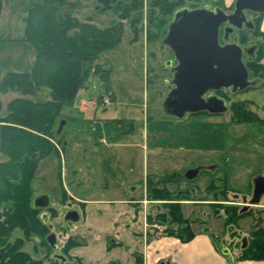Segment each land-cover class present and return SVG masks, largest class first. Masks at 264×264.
Here are the masks:
<instances>
[{
    "label": "rangeland",
    "instance_id": "1",
    "mask_svg": "<svg viewBox=\"0 0 264 264\" xmlns=\"http://www.w3.org/2000/svg\"><path fill=\"white\" fill-rule=\"evenodd\" d=\"M69 1L74 2L72 12L79 20H90L99 27H107L114 22L122 21L123 31L120 43L117 47L102 52L97 60L99 63H106L111 69L109 85L116 93L117 102L115 106L112 105L114 100L112 101V97L109 95L112 102L109 105L111 109L103 111L100 108V106H104L102 98L97 97L103 91L101 84L96 80H90L88 83L91 84L92 91L96 92L95 101H93L99 106L89 109L86 107L88 114L85 119H87V124L92 125V127L89 126V133L92 137L95 136L98 127H101L98 131L106 130L108 137L115 132L116 124L110 118L113 115L122 121L126 129L131 128L130 131L133 135L128 138L117 137L115 143L109 137L106 138V144L85 145L79 150L77 148L73 151L77 140L73 133L66 132L65 136L69 139L70 144L65 145V149L60 155L51 152L40 159L32 187L34 196L47 194L50 198V207L55 208L54 215L49 210L42 209L41 211H46L49 214L46 223L50 230L48 234L55 235L57 246L53 252L49 251L45 245L40 243L39 238L32 236L25 242L22 249L33 258H41L47 254L48 258L44 260V264H54L53 260L50 261L52 253L63 254L62 246L68 237L80 240L76 231L81 227L83 216L81 215L78 222H64L61 218L65 210L80 208L79 202L69 196L67 190L71 194H77L79 191H100L103 186L101 172L107 174L109 183H115V187L119 189L117 192L119 195L138 196L142 194L145 187L149 190L148 182L146 184L142 179V163L146 152L143 155L144 150L141 145L143 141L140 134L144 127L149 133L147 147L151 148L157 145L161 149L169 151L164 152L166 157L170 156V161L164 160L161 164L156 165L159 171L155 172L161 179L152 180L154 181L152 186L158 188L165 186L172 192L173 198L177 202L194 201V203L180 204L182 215L189 220L190 227L191 225L194 228L201 227V224L196 223L198 220H195L203 219L206 228L212 231V238L214 240L216 237L222 239L236 258L257 221L253 214L259 215L260 224L264 225V194L257 206H249L246 209H251L253 213L240 217L236 224L228 226L222 216L215 215L214 204L211 203L215 202L216 194L218 197L216 201L242 208V196H246L247 199L251 196L253 177L264 175V84H262V78L256 79L257 83L251 85L253 87L229 96V99L250 101L248 108L259 119H262V122L233 123L230 120V108L227 112L216 116L188 113L180 119L169 115L165 112L163 104L171 81V73L166 67L168 65L165 60L170 62V58L165 54H160L158 48L160 37L154 33L157 31L156 27L149 24V17L155 16L150 7V0H143L141 11L138 9L131 14L132 17L136 14L140 18L134 24L131 17L119 18L115 5L102 10L98 0ZM120 3L123 7L128 2L120 0ZM23 7L24 5L17 6L16 11L22 14ZM152 19L157 22L156 18ZM260 30L264 32V16ZM149 35L152 36L149 38L147 37ZM234 35L236 34L233 33L231 38ZM7 42L1 40L0 45H5ZM249 79L253 78L249 76ZM63 141H61V145ZM151 157L152 155H148L149 172L152 170ZM5 159V156L0 155V161ZM80 163L86 165L83 171H79L78 178L80 179L75 183H79L80 187L75 191L71 171L75 164L79 165ZM194 166L201 167L198 174L192 180L186 179L185 172ZM172 174L174 177L171 181L162 180ZM223 180L229 189L226 193L222 190ZM209 183L213 186L210 185V191L207 192L206 186ZM63 194L66 195L65 199ZM200 197L206 199L203 201H210L209 204L192 199ZM150 200L148 204L154 205V207H150L153 213H156L158 206L164 211L166 200ZM220 212L222 213V211ZM160 225L164 228L176 229L177 227L176 223L165 222ZM17 237H23L19 228L14 229L10 240ZM227 257L230 259L229 256Z\"/></svg>",
    "mask_w": 264,
    "mask_h": 264
},
{
    "label": "trees",
    "instance_id": "2",
    "mask_svg": "<svg viewBox=\"0 0 264 264\" xmlns=\"http://www.w3.org/2000/svg\"><path fill=\"white\" fill-rule=\"evenodd\" d=\"M100 9L104 10L116 6L120 19L131 17L134 24L140 18L136 14L142 7L143 0H125L128 3L121 5L120 0H98ZM167 0H150L153 13L165 7ZM2 0H0V12ZM74 2L69 0H31L24 16V40L33 48L34 60L31 68L25 72H8L0 81V91H18L23 96L11 99L6 104V114L0 118V154L6 159L0 161V264H44L47 254L41 258H33L22 249L25 242L32 236L40 239L49 251L53 248L48 244L46 235L49 227L40 218V208L32 206L33 181L35 171L40 159L51 152L60 155L63 146L60 137L56 134L61 107L71 103L78 90L87 85L90 80L101 84L102 94L109 91L111 69L106 63H99V55L117 47L121 41L123 24L117 21L107 27H99L90 20H79L72 12ZM170 10V9H169ZM168 10V11H169ZM164 13V12H163ZM155 17H149V24H153ZM162 24L166 19H157ZM137 33V30L135 29ZM149 35L147 37H151ZM244 39H241V42ZM250 78L259 80L264 84V33L257 56L246 62ZM253 87V86H251ZM250 88V87H249ZM42 89L48 90L49 98L37 100L34 96ZM250 101H239L230 106V120L233 123L258 122L262 119L248 108ZM55 142V143H54ZM61 145V144H60ZM173 174L162 180L171 181ZM225 179V178H224ZM223 192L229 190L223 180ZM148 180L147 193L149 199L166 200L164 211L159 209L156 213H148L149 223L164 224L176 223V229L165 227L162 232L179 237L182 241H189L194 236L189 220L184 218L180 202L175 201L172 192L165 186L158 188L152 186ZM209 183L206 191H210ZM65 191V190H64ZM64 195V199L66 195ZM226 195V194H224ZM214 196L213 212L224 218L225 224H236L240 217L251 214V209L240 212V207L225 205L216 201ZM200 201L203 197L192 198ZM224 201L226 199H223ZM160 208V207H159ZM55 213V208L48 207ZM222 211V213L220 212ZM254 215L256 223L248 234L246 244L241 247L236 260H264V225H261L259 215ZM19 228L23 237L10 240L14 229ZM213 243L219 250L214 238ZM83 244V241L68 237L63 246L62 253L75 264H86L80 258H72L68 251L73 246ZM51 253V252H50ZM54 264L59 260L52 257ZM108 264H118L115 261Z\"/></svg>",
    "mask_w": 264,
    "mask_h": 264
},
{
    "label": "crops",
    "instance_id": "3",
    "mask_svg": "<svg viewBox=\"0 0 264 264\" xmlns=\"http://www.w3.org/2000/svg\"><path fill=\"white\" fill-rule=\"evenodd\" d=\"M232 1L225 0L224 2L229 4ZM30 2L31 0H2L0 41L6 40L8 41L6 44L9 45H0V81L8 72L28 71L33 63V48L29 42L23 39V18ZM21 5H24L22 14L16 11V7ZM13 34L14 36H11ZM109 91L113 94L112 101H114L112 105L115 106L117 102L116 93L111 89V86H109ZM21 96L23 95L15 90L0 91V118L6 114V104L11 99ZM95 96L96 92L92 91L91 84L88 83L78 90L76 98L71 103L62 105L59 122L55 129L61 141L64 140L60 153L64 151L66 144H70L69 139L65 136L66 132L73 133L77 140L73 151L77 148L79 150L80 147L85 145L98 146L106 144V138L109 137L115 143L117 137L125 136L128 138V136L133 135L130 131L131 128L126 129L122 121L113 115L110 118L116 124L114 133L108 137L106 130L98 131L101 128L98 127L95 136H91L89 126L92 127V125L87 124V119H85L88 114L86 107L89 109L90 107L99 106L94 103ZM28 97L46 100L49 98L48 90L42 89L33 97ZM100 108L103 111L111 109L110 107L106 109L104 106H100ZM187 114L178 118H184ZM148 136L147 128L143 127L140 138L143 141L141 143L144 150L143 155L146 152V157H143L142 179L146 184L148 180L154 182L152 180L160 178L155 172L159 171L156 165L161 164L164 160L170 161V156L166 157L164 155V152H169L168 150L165 151L157 145L151 148L147 147ZM132 144H130L131 147H133ZM55 145L59 147V145ZM124 146L126 147V145ZM148 155H152L151 175H149ZM85 165V163L75 164L74 169L71 171L75 191L80 187L79 183H75L80 179L78 178L79 171H83ZM106 166L107 164L104 165L105 168ZM199 168L201 167L199 166ZM101 174L103 178L101 184L103 186L98 192L79 191L77 194H71L67 190L68 195L79 202L80 208L76 209L83 216L81 227L77 228L78 231H76V235H78L80 241H83V244L70 248L68 255L72 258H80L86 264H108L112 261L118 264H264V260H236L232 252L233 258L228 259L216 248L212 240V231L206 228L207 226L201 218L195 220H198L196 223L201 224V227L194 228L191 225L194 236L189 241L184 242L175 235L163 233L162 228L164 226L158 223H149L147 220V214H152L150 207H154V205L148 204L151 200L146 187L143 189L142 194L138 196L119 195L117 193L119 189L115 187V183H109L107 174L102 172ZM200 202L209 204L210 201ZM180 203H194V201L185 200ZM157 209H160L159 206ZM104 257L106 258L104 259ZM66 264H75V261L67 259Z\"/></svg>",
    "mask_w": 264,
    "mask_h": 264
},
{
    "label": "water",
    "instance_id": "4",
    "mask_svg": "<svg viewBox=\"0 0 264 264\" xmlns=\"http://www.w3.org/2000/svg\"><path fill=\"white\" fill-rule=\"evenodd\" d=\"M234 5L235 14L243 9L264 11V0H235ZM228 17L219 8L208 10L204 7L188 12L184 19L170 28L164 40L173 51L177 65L172 69L170 81L174 87L163 104L166 113L176 117L203 110L220 113L226 110L224 102L215 97H204L206 92L219 89H230L236 92L257 83L256 79H249L248 68L242 59V47L229 41V32L232 28H224V44L219 43V27L224 22L232 20L227 19ZM239 20L235 22L237 26L241 22ZM252 50L253 47L248 51L251 58ZM171 95L174 97L173 100L170 98ZM213 102L216 104L210 107ZM198 171V167L188 169L185 172L186 179H193ZM252 185L250 198L242 196L243 207L240 212L249 206L259 204L264 194V175L253 177ZM32 206L40 209L48 208L49 196L36 195ZM48 217L49 214L46 211L40 213V218L45 224ZM61 218L64 222H78L81 215L78 209L70 208L62 213ZM46 240L53 249L56 248V237L53 233L48 234ZM215 242L223 255L233 258L230 248L222 239L216 237ZM53 257L59 260V264L67 262L63 254L54 253Z\"/></svg>",
    "mask_w": 264,
    "mask_h": 264
},
{
    "label": "flooded vegetation",
    "instance_id": "5",
    "mask_svg": "<svg viewBox=\"0 0 264 264\" xmlns=\"http://www.w3.org/2000/svg\"><path fill=\"white\" fill-rule=\"evenodd\" d=\"M225 0H167V9L165 7L158 9L155 12L156 19H166L165 22L162 24L159 20L157 22L151 24L154 25L157 31H154L156 35L160 37V45L158 46L159 52L161 55H167L170 58V62H163L164 66L171 73L170 80L172 79V69L176 67L177 61L174 57V53L171 48L166 44L165 37L168 34L170 28L177 24L181 19H184L188 12L195 10L206 8L208 10H214L215 8H219L226 16H229L227 19H232L229 21L224 22L219 27V43L224 44L223 35H224V28L230 27L232 30L229 32V41L235 42L240 45L243 49L242 59L246 64L247 61H250L255 58L257 51L260 49L262 43V31L260 30V24L262 23L263 12L252 11L249 9H243L239 13L235 14V0L231 3L226 4ZM170 9V10H169ZM169 10V11H168ZM164 12V13H163ZM237 19H240L239 26L236 25ZM235 33L234 37L231 38V35ZM264 33V32H263ZM241 39L244 41L241 42ZM253 47L252 58L250 57L249 50ZM174 86L169 83L168 91L166 93L165 99L170 93L171 89ZM251 87V86H249ZM247 87L246 89H248ZM245 90V89H244ZM243 91V90H241ZM239 91L233 92L230 89H219V90H210L204 94V97H215L218 100H222L226 107V110L220 113H211L209 110H203L198 112H192L189 114H204L207 116L212 115H220L221 113L227 112L232 105V103L239 102L241 100L229 99L230 95L238 93ZM173 100V95L170 96ZM164 99V100H165ZM208 101V100H207ZM216 101V100H215ZM228 103V104H227ZM216 102H213L210 107H213ZM229 106V107H228Z\"/></svg>",
    "mask_w": 264,
    "mask_h": 264
},
{
    "label": "built area",
    "instance_id": "6",
    "mask_svg": "<svg viewBox=\"0 0 264 264\" xmlns=\"http://www.w3.org/2000/svg\"><path fill=\"white\" fill-rule=\"evenodd\" d=\"M101 98H102V102H103L104 107L108 109L109 105L112 103L109 95L107 93L106 94H102Z\"/></svg>",
    "mask_w": 264,
    "mask_h": 264
}]
</instances>
